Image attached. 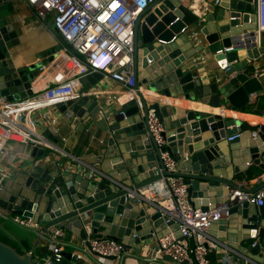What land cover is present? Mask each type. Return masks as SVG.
<instances>
[{"label": "water", "instance_id": "obj_1", "mask_svg": "<svg viewBox=\"0 0 264 264\" xmlns=\"http://www.w3.org/2000/svg\"><path fill=\"white\" fill-rule=\"evenodd\" d=\"M208 5L214 10L197 9V12L186 6L184 0H156L138 16L134 36V90L142 107L133 100L110 111L107 117L109 139L103 158L88 167V172L51 171L36 160L45 154L38 148L33 150L31 161L19 164L9 172L0 189L1 209L33 219L44 231L58 227L80 242L63 251L61 264H102L99 258L115 260L85 250V247L89 248V239H111L141 255L144 246L162 238L158 235L163 226L175 224L167 223L162 212L154 204L141 199L139 192L167 176L184 179L189 186V200L195 205L196 199H209L206 193L212 194L214 189L216 197H224V187L228 189L227 197L231 190L239 189L235 182L237 175L244 172L246 178L250 177L246 169L240 168L242 159L246 164L249 162L264 168L261 163L264 148L257 145L258 138L255 143L244 147L233 146L241 143L244 134L242 128L237 127L239 121L192 111L172 118L166 106L150 104L142 92L141 88L145 86L147 92L166 97L185 96L203 104L242 110L253 103L252 94L263 90L262 82L252 75L250 61L264 55V46H245L243 42V38L253 42L256 0H222L219 5H216V0H208ZM194 29L200 31L204 44H194L191 37ZM179 42L184 45L190 43L192 52L182 50ZM18 44L17 32L10 18L0 19V101L12 102L32 96L33 84L41 74V63L14 67L11 57ZM230 47L234 50L218 54ZM206 48L224 69L223 75L207 84L199 71L186 69L187 63ZM180 55L183 58L178 59ZM228 65L231 66L228 68ZM100 78L99 73L82 78L83 92L89 93ZM57 107L64 115L70 113L82 120L96 118L102 112L99 102L90 95ZM149 107L157 111L163 123L164 146L158 145L149 131ZM54 131L55 128H51L47 133ZM237 134L241 136L228 141ZM259 138L264 141V128ZM224 141L228 155L219 145ZM164 151L176 161L177 172H168L165 168L162 160ZM229 164L233 165L231 177L228 172H222L228 169ZM263 188L264 182L254 190L240 189L255 193ZM200 205L203 210L209 206L204 202ZM235 206L233 213L240 216L241 221L234 224H240L237 229L242 240L241 248L230 247L240 250L248 258L258 256L257 261L264 264V205L258 207L244 203ZM217 225H221L220 230L224 232L223 226L228 229L230 223L220 221L213 228ZM244 230L249 233H242ZM175 231H178L176 225ZM252 240H258L255 246L243 245ZM219 241L224 245L231 240L221 234ZM39 249L42 254L46 253L44 246ZM210 256L213 264H217L216 252ZM165 258L170 264L174 263L171 258ZM0 264H33V260L29 252L20 254L0 240Z\"/></svg>", "mask_w": 264, "mask_h": 264}, {"label": "built area", "instance_id": "obj_2", "mask_svg": "<svg viewBox=\"0 0 264 264\" xmlns=\"http://www.w3.org/2000/svg\"><path fill=\"white\" fill-rule=\"evenodd\" d=\"M155 1L27 0L40 20H46L53 15V26L65 41V47L49 65L40 68V77L33 84L35 86L37 81L45 78L47 74L50 75L47 85H43L44 87L37 93L25 99L0 101V159L3 156L13 157L8 150L12 143L27 146L31 151L35 148H51L60 152L58 144L48 140L40 130L35 114L85 96L81 79L92 73H99L122 86L121 96L115 98L120 107L133 100H137L142 107L134 90L135 26L138 16ZM219 3L220 1L216 0V4ZM255 15L256 30L251 37L253 42H247V39L243 38L245 46H261L259 37L264 32V0H256ZM191 37L196 44L204 42L199 31H193ZM232 50L234 48L230 47L219 51L218 54ZM104 53L106 55L102 56ZM204 60L202 57L201 62ZM199 63L197 59L192 62L195 67H198ZM230 66L228 65V68ZM255 76L259 78L258 73ZM257 97V94H253L251 100ZM148 118L150 133L158 145L164 146L165 139L162 136L164 126L157 111L152 107H149ZM53 124H57V119ZM240 136L241 134H237L228 138V141ZM252 136L256 138L257 133L252 132ZM22 158L27 160V154ZM162 160L168 172H177V163L169 152L162 153ZM7 178V174H0V189ZM261 179L264 182V175ZM241 188L245 189V184ZM188 193V184L183 178L175 176H167L159 183L140 190L141 199L154 204L167 218V223L172 222L178 226V231H170L158 239L153 257L146 259L148 264H156L159 259L165 257L171 258L176 264H213L210 256L213 252L224 253L221 264H260L240 253H235L234 257L226 246L225 249L220 248L222 243L210 234V230L215 223L229 219L235 205L250 203L258 207L263 206L264 188L255 193L242 189L231 190L226 201L215 206L209 205L207 210L191 204ZM0 219L33 232L39 241L36 248L41 244L46 248V253L42 255L37 254L35 249L29 251L33 264L62 263V253L68 245L65 241V230L51 227L44 231L33 219L11 214L1 208ZM256 243H253V246ZM84 249L103 257L115 258L117 264H123L133 256L132 249L107 238L89 239V248Z\"/></svg>", "mask_w": 264, "mask_h": 264}, {"label": "crops", "instance_id": "obj_3", "mask_svg": "<svg viewBox=\"0 0 264 264\" xmlns=\"http://www.w3.org/2000/svg\"><path fill=\"white\" fill-rule=\"evenodd\" d=\"M184 2L186 6H189L191 10L197 12V9H199V11L214 10L213 7L208 5V0H184ZM221 3L222 0H220L219 4ZM3 18H10L19 39V44L14 49L15 53L11 57L13 65L16 68L37 63H41V67L47 66L55 56L61 54L63 48L65 47L64 41L53 26V15H50L46 20H40L36 14V11L28 5L27 0H3L0 3V19ZM193 31L199 30L194 29ZM253 33L255 34V31ZM259 38L261 39V46H264V32L261 33ZM204 42L202 44H204ZM179 44L182 45V50L186 51L187 53L192 52V50H189L191 47L190 43L184 45L183 42H179ZM194 44L196 43L194 42ZM180 53L181 51L178 50V54ZM243 55H241V59L244 58ZM202 57L205 59L203 62H201ZM181 58H183L182 55L178 57V59ZM194 59L200 61L198 67H195L192 64ZM250 68L252 69V75L255 76L256 73H258V79L262 82L263 85V90L258 92L257 95L258 97L264 96V55L257 60L250 61ZM186 69L193 72L199 71L205 78L206 84L209 82H213L216 77H218L219 75H223L224 72V69L221 68L219 62L215 59V56L212 55L207 48L204 52L197 54L193 59H191L187 63ZM49 76L50 75L46 74L45 78H41L37 81V84L33 86L34 93H37L42 87H44L43 85H47L49 83ZM145 88V86H142L141 89L146 100L150 104L159 103L166 106L168 113L172 118L175 115H183L186 112L192 111L205 113L208 115H221L227 119H234L240 122L237 127H248L247 129L242 128L244 134L242 135L241 143L234 144V147H240L241 145L242 147H244V145H248L252 142L255 143L254 140L258 138L259 142L257 145H259L261 149L264 148V141L259 138V134L264 128V115L260 116L256 114L245 113L244 111L248 108L249 105H247L242 110H236L229 106L216 107L209 104H203L199 100L188 99L185 96L173 98L166 97L165 95L157 93L147 92ZM122 89L123 88L119 83L109 78H105L101 75L97 86L94 87L89 93L85 94V96L90 95V97H92L94 100H97L99 102V105H101V114L93 119H78L76 116L71 115L70 113L69 115H64L58 107L36 113L35 118L38 121L40 130L48 140L52 141L54 144H58V147L61 149L60 152H56L51 148H44V157L36 159L38 163L42 164V166L45 168H50L51 171L64 172L66 170H83L84 173L88 172V167L94 166L100 161L99 159L103 158V153L109 139V133L107 131L109 122L107 120V117L109 116L111 110H117L121 108L115 98L121 96V93L123 91ZM18 100L21 99H16L14 101ZM255 100H253V102ZM4 101L5 100H2V102ZM55 119H57L56 125L53 124V121ZM51 128H55V131L47 133ZM245 132H248L249 134H245ZM252 132L257 133L256 138L252 136ZM219 145L222 146V152L228 155L229 150L226 142L224 141ZM8 150L9 153L13 155V157L3 156L0 159V174L4 173L7 174V176L9 175V172L16 169L19 164L31 161L33 152V150L31 151L27 146L14 143L9 145ZM24 154H27V160L22 158ZM242 160L243 164L240 163V168L246 169V171L249 172L250 177L246 178L244 172H241L239 175H237L235 182L240 188L243 184H245L246 190H254L263 183L261 178L264 175V168H261L249 162L246 164L245 159ZM261 163L262 167H264V154L261 156ZM228 166V169H223L222 172H228L229 176L231 177L233 175V165L229 164ZM202 185L206 186L207 184L202 183ZM223 189L225 190L224 197H216V190L214 189V192L212 194L210 192L206 193V195L210 197L209 199H196V203L194 206L197 208H201L200 202H204L207 205L212 204L211 206H215L216 204H220L226 201L228 189L226 187H224ZM216 200H218V202H216ZM236 208V206L232 208V215L229 219L221 221H229L230 225L228 226V229H226V226H223L225 231L221 232L220 229L222 228V226L217 225L216 227L214 226V228L212 227L210 230V234L218 240L221 234L227 235L229 237V240L231 241L225 243L224 245H222V247L224 249L228 247L231 250L230 254L234 257L236 256L235 253L243 254L240 250L230 247L231 245L235 246L236 248L240 247V241L242 240L241 232H239V228L237 229V226L240 227V224H234L241 221V217L233 213ZM11 226H13L12 228H14L16 231L21 230L22 232L24 231V233L26 232L25 234L31 233V242L33 248L35 249L37 238L33 232L20 229L13 224H11ZM170 231H175V225L169 227L164 225L163 231H161L158 236H165ZM65 232V241L68 244L65 250H70L73 244H80L75 236H72L67 231ZM244 232L249 233V231L246 230L242 231V233ZM157 241L158 239H154L151 243L144 246L141 255L137 254L134 251L135 249H132L133 256L125 260L123 264H148V262H146V259H150L153 257L156 250ZM257 241L258 240H252L243 245L248 246ZM40 246L43 245L41 244ZM216 255V263L221 264V258L224 253H216ZM96 259L97 258H95L94 260ZM258 259V256H254L253 260L257 261ZM99 262H101L102 264H117V262L115 263V261H107L102 258H99ZM156 264L170 263L166 258H163L159 259Z\"/></svg>", "mask_w": 264, "mask_h": 264}, {"label": "trees", "instance_id": "obj_4", "mask_svg": "<svg viewBox=\"0 0 264 264\" xmlns=\"http://www.w3.org/2000/svg\"><path fill=\"white\" fill-rule=\"evenodd\" d=\"M249 114L264 115V96H259L244 111ZM242 128L247 129L245 126ZM253 129V128H251ZM11 224L0 219V240L12 246L20 254L34 250L32 245V234H25L21 230L16 231ZM37 254L42 255L40 249L35 247Z\"/></svg>", "mask_w": 264, "mask_h": 264}, {"label": "clouds", "instance_id": "obj_5", "mask_svg": "<svg viewBox=\"0 0 264 264\" xmlns=\"http://www.w3.org/2000/svg\"><path fill=\"white\" fill-rule=\"evenodd\" d=\"M105 55H106L105 53H104V54H102V56H105ZM111 61H112V60H110L109 62L111 63Z\"/></svg>", "mask_w": 264, "mask_h": 264}]
</instances>
